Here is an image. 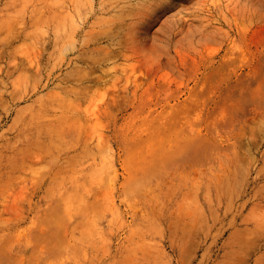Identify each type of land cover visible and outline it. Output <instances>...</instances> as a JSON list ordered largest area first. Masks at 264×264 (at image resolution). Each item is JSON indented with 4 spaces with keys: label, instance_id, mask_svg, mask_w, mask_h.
Here are the masks:
<instances>
[{
    "label": "rangeland",
    "instance_id": "374dc122",
    "mask_svg": "<svg viewBox=\"0 0 264 264\" xmlns=\"http://www.w3.org/2000/svg\"><path fill=\"white\" fill-rule=\"evenodd\" d=\"M0 53V264H264V0H0Z\"/></svg>",
    "mask_w": 264,
    "mask_h": 264
},
{
    "label": "bare ground",
    "instance_id": "6f19581e",
    "mask_svg": "<svg viewBox=\"0 0 264 264\" xmlns=\"http://www.w3.org/2000/svg\"><path fill=\"white\" fill-rule=\"evenodd\" d=\"M256 44V43H255ZM106 52V51H105ZM1 54V53H0ZM120 54V53H119ZM130 64V63H129ZM134 64V63H133ZM132 65V64H131ZM137 65V64H136ZM123 66V65H122ZM126 66V65H125ZM131 67V66H130ZM114 69V68H113ZM134 69V66L132 67V70ZM149 69V68H148ZM151 69V68H150ZM111 70V69H110ZM87 71V70H86ZM92 71V70H91ZM108 71V70H107ZM106 71V72H107ZM125 71H128L127 69L125 70ZM137 71V70H136ZM150 71H152V70H150ZM89 72V71H88ZM105 72V71H104ZM148 73H149V71H147ZM84 73H85V71H84ZM87 73V72H86ZM126 73V72H125ZM134 73H135V71H134ZM142 74V73H141ZM87 75H88V73H87ZM130 75V74H129ZM148 76H149V74H147ZM131 76H132V74H131ZM142 76H143V74H142ZM147 76V77H148ZM129 77V76H128ZM136 77V76H135ZM138 77V76H137ZM135 80V79H134ZM136 81V80H135ZM116 83V82H115ZM128 83H129V81H128ZM133 83V82H132ZM139 83V82H138ZM117 84V83H116ZM136 84V83H135ZM116 86V85H115ZM78 88V87H77ZM117 89V88H116ZM137 88H135V90H136ZM108 90V89H107ZM137 91V90H136ZM108 92H109V90H108ZM1 94V93H0ZM3 95V94H2ZM2 98V97H1ZM114 100V99H113ZM111 106V105H110ZM111 108H112V106H111Z\"/></svg>",
    "mask_w": 264,
    "mask_h": 264
}]
</instances>
